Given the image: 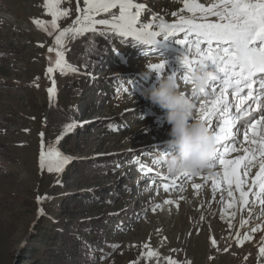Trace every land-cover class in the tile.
I'll use <instances>...</instances> for the list:
<instances>
[{"label": "rangeland", "instance_id": "obj_1", "mask_svg": "<svg viewBox=\"0 0 264 264\" xmlns=\"http://www.w3.org/2000/svg\"><path fill=\"white\" fill-rule=\"evenodd\" d=\"M133 2L145 5L140 23L160 17L173 23L178 18L173 12L192 17V13L180 11L183 0ZM199 2L207 7L218 0ZM85 6L84 0H60L58 8L68 14L57 19L53 31L44 0H0V264H52L59 260L54 254L61 248H66L62 257L69 264H169L168 258L176 264H264V256L259 254L264 247L261 208L242 228L240 238L234 236L238 213L253 210V198L242 207L241 191L248 193L254 172L260 170V163L244 167L253 155L261 154L264 142L259 132L249 137L257 140L253 144L245 141L244 130L239 129L234 150L220 149L226 152L225 160H236L249 150L238 172L245 181L239 191L235 183L229 187L222 179L224 166L219 162L196 175L167 174L153 161L158 160L160 151L169 152L165 142L171 126L166 110L146 99L144 93L157 85L159 78L174 71L181 74L179 60L186 50L177 40L182 37L164 39L161 35L162 43L143 45L96 25L97 34L105 33L100 36L106 52L104 59L89 68L83 60L74 63L67 57L71 34L63 38L62 47L55 44V36L69 28L66 26L79 12L83 16ZM113 14L118 15V8L99 13L95 19L111 20ZM34 19L46 22L47 31L38 28ZM50 47L61 51L65 63L76 71L62 73L56 68L55 53L53 74L48 73ZM165 61L162 73L151 71L152 64ZM70 78L77 82L70 85ZM52 85L55 91L50 101ZM178 85L191 97L190 84ZM99 95L102 97L96 102ZM87 102L93 107L86 109ZM50 104L73 106L78 115L47 133ZM195 115L199 114L195 111ZM69 124L76 126L65 134L64 126ZM42 142L45 152L51 147L73 159L60 172L41 169ZM141 165L151 172L141 171ZM165 184L169 185L167 191ZM258 190L259 183L250 197L257 196ZM259 197L264 199V192L260 191ZM47 213L49 217L42 220ZM63 220L87 231H82V237L71 233L64 241V229L56 235L55 225ZM254 221H259L257 227ZM253 228H259L258 233L254 234ZM245 235L251 239L244 240Z\"/></svg>", "mask_w": 264, "mask_h": 264}, {"label": "snow or ice", "instance_id": "obj_2", "mask_svg": "<svg viewBox=\"0 0 264 264\" xmlns=\"http://www.w3.org/2000/svg\"><path fill=\"white\" fill-rule=\"evenodd\" d=\"M59 3L60 0H44L46 13L52 16V20L48 23L53 31L57 29V19L68 14L67 10L62 11L58 8ZM84 3L86 6L83 16H77L73 21V27L66 28L55 36L56 45L62 47L63 38L69 34L75 39L86 32L96 33V25L107 26L116 35L124 38L131 37L133 41L143 45H156L157 38L161 35L164 39L179 36L182 38L178 39L177 43L181 44L186 51L179 60L182 68V71H179L181 74L178 76L176 71L171 74L177 83L190 84L191 73L198 66L215 73L207 88L201 89L196 94H193L195 90L191 88V99L195 105L199 103L200 106L196 107L195 111L199 114L198 118L207 125V130L213 134L215 142V151L207 167L212 168L216 162H219L224 166L222 179L229 185L235 183L239 191L241 184L245 181L240 179L237 169L241 167V161L247 159L248 150H245L246 155L243 157H238L236 160H225L223 159L225 153L220 149L223 146L229 150L228 141L232 145L239 143V129L244 130V139L247 141L249 131L253 137H256L259 126V139L264 142V0H218L207 7L199 0H183V8L180 11L192 13L191 18L173 12L171 15L178 17L173 23H167L160 17L158 21L154 18L152 23L147 24L140 23L145 5L134 3L133 0H84ZM117 8L118 15L113 14L111 20L95 19L97 14L109 13ZM197 13H200L199 17ZM209 17H215L216 20L213 22L209 20ZM198 19L204 22H197ZM33 23L41 30L47 31L46 22L34 19ZM51 34L52 32H49V35ZM100 35H105V33L101 32ZM48 51L51 53L54 49L50 47ZM56 57L55 67L62 73L76 71L75 68L65 63L61 51L56 50ZM165 64L166 61L152 64L151 71L159 75L164 70ZM47 71L51 73L53 68L49 67ZM48 93L51 101L54 87L49 88ZM183 94L187 93L183 92ZM209 96L214 99L211 101L201 99ZM229 97H242L243 99L241 103H233ZM253 104L255 107L252 106ZM75 126V124L65 125L64 133L70 132ZM112 127L120 130L118 126L113 125ZM41 136L43 137V133ZM251 143L255 144L257 140L253 139ZM252 152L255 153L256 149H252ZM261 155H264V143H262ZM71 159L73 158L63 156L51 147L45 152L42 142L39 158L41 169L47 167L49 172H60L63 165L69 163ZM254 159L253 155V159L247 160L244 167L247 169L252 166ZM136 162L138 161H134ZM153 163L158 164L159 161H153ZM141 171L151 172V169H145L141 165ZM182 175L187 177L190 174L183 173ZM243 175L246 177L248 172L245 171ZM258 182L260 191L264 192V160L260 162V171L253 179V185L255 186ZM216 185L217 181L214 180V191ZM172 186H175L174 181H172ZM195 187L199 188L200 185ZM164 188L167 191L169 185L165 184ZM228 195L232 196L231 190ZM247 195L248 193L241 191L242 198ZM256 195L259 199V193ZM40 199L37 197L38 202ZM165 203H171V201H165ZM248 203V200L243 199L244 205ZM260 204L261 214H264V199H260ZM241 223L243 226L247 221ZM257 230L252 229V231ZM248 239L251 237L245 235L244 240ZM244 240L238 242L242 244ZM213 244H215L214 240ZM259 254L264 256V247L259 249ZM149 255H155V253L149 252ZM168 259L169 264H176L171 258Z\"/></svg>", "mask_w": 264, "mask_h": 264}, {"label": "clouds", "instance_id": "obj_3", "mask_svg": "<svg viewBox=\"0 0 264 264\" xmlns=\"http://www.w3.org/2000/svg\"><path fill=\"white\" fill-rule=\"evenodd\" d=\"M215 73L197 67L192 71L190 86L199 93L207 88ZM145 98L166 110V120L171 126L165 142L169 152L160 151L158 160L169 175L199 174L208 168V161L215 151L213 134L195 115L196 105L190 96L183 94L177 80L171 74L159 78L158 84L144 93Z\"/></svg>", "mask_w": 264, "mask_h": 264}, {"label": "trees", "instance_id": "obj_4", "mask_svg": "<svg viewBox=\"0 0 264 264\" xmlns=\"http://www.w3.org/2000/svg\"><path fill=\"white\" fill-rule=\"evenodd\" d=\"M100 33H92V32H86L83 35L78 36L77 38L71 40L70 44L68 45L67 49V57L74 63L83 60L84 63L88 64L89 68H93L95 65L99 63L101 59H104V53L105 46L103 41L101 39ZM114 35H110V38ZM102 41V42H101ZM101 42V43H100ZM77 82L76 78H70L69 84L71 85L72 82ZM55 89L59 90L57 87ZM55 91V90H54ZM102 96L99 95L98 98H96V102L100 100ZM88 101V100H87ZM94 103V102H92ZM97 104V103H96ZM94 104H90V102H87L85 105L86 109L92 108ZM78 115L77 109H75L73 106L69 107L67 105H61V104H52L51 108L49 110L48 115V130L47 133L52 131V129L57 128L60 124L69 122L73 117ZM33 203L35 201L33 200ZM65 207H62L61 211L65 212ZM48 213L45 214V216L42 218V220L47 219ZM55 223V222H54ZM57 226L58 232H56V235H61V230H63L62 238L64 241H68L69 234L74 233V235H77L82 237L84 230L83 227H78L76 224L72 222H68L67 220H63L61 222L55 223ZM75 231V232H72ZM61 252L58 250L56 251L55 259H59L58 261H53L52 264H69L66 262V260L62 257V254L66 251V248H61ZM81 253V252H80ZM80 261V259H79Z\"/></svg>", "mask_w": 264, "mask_h": 264}, {"label": "bare ground", "instance_id": "obj_5", "mask_svg": "<svg viewBox=\"0 0 264 264\" xmlns=\"http://www.w3.org/2000/svg\"><path fill=\"white\" fill-rule=\"evenodd\" d=\"M80 16H81V13H80ZM5 18L6 19H8L9 18V15H7V17L5 16ZM74 25L72 24V26H70V27H73ZM68 38V37H67ZM56 47V46H55ZM56 48H54V51L53 52H49L48 54V57L50 58V60H51V63H52V61H53V58H54V54L56 53ZM209 101H211V100H209ZM260 130H259V128L257 129V133L259 132ZM251 137H252V135H251ZM250 139L251 138H249V141H250ZM251 142V141H250ZM249 144V143H248ZM233 147V146H232ZM243 147V146H242ZM262 147V146H261ZM248 150V149H247ZM249 151V150H248ZM261 151V150H260ZM259 151V152H260ZM249 153V152H248ZM240 156L241 157H243L244 156V154H240ZM255 158L257 159H254L253 160V166H257L260 162H261V160H264V155H258V157L257 156H255ZM255 162L257 163V164H255ZM242 161H241V166H242ZM242 167H239L238 169H237V172H239L240 171V169H241ZM260 171V170H259ZM258 172V171H257ZM256 172V173H257ZM255 172H254V177H253V179L255 178V174H256ZM252 179V180H253ZM259 183V182H258ZM258 183L255 185V186H257L258 185ZM229 187H231L230 185H228ZM236 186V185H235ZM232 189V188H231ZM253 189H254V185H253V182H252V186L248 189V195L246 196V197H244V199H246V200H248V201H250L252 198L254 199V201H253V210H251L250 208L249 209H247V213L245 214V215H242V213H238V217H237V230H236V232H235V234H234V236H235V238H240V236H241V232H242V228L244 227V226H246V224H248V222H249V220L250 219H252V217L258 212V209H260L261 208V206H258V204L260 203V199H263V197H259V199L257 198V196H252V197H250V194L251 193H253ZM255 191H257V190H255ZM256 193V192H255ZM257 193H259V196H260V190H258V192ZM187 198V197H186ZM228 206V205H227ZM242 207H245L244 206V204L242 203ZM228 208V207H227ZM240 208V207H239ZM230 216H231V214H230ZM242 221H247V223H245V224H243V226H242ZM252 221V220H251ZM260 221H262V220H260ZM259 221H254V227L256 226H258L259 224ZM259 229V228H258ZM254 232V234H256V233H258V231H253ZM252 232V233H253ZM250 234V233H249ZM251 236V235H250ZM260 240H258V243L259 242H261V236H260V238H259ZM263 241H264V239H263ZM261 245V244H260ZM259 245V246H260ZM247 246V245H246ZM264 246V245H263ZM254 247V246H253ZM242 248V247H241ZM229 249V248H228ZM254 249V248H253ZM246 250V249H245ZM260 258V257H259Z\"/></svg>", "mask_w": 264, "mask_h": 264}, {"label": "water", "instance_id": "obj_6", "mask_svg": "<svg viewBox=\"0 0 264 264\" xmlns=\"http://www.w3.org/2000/svg\"><path fill=\"white\" fill-rule=\"evenodd\" d=\"M77 16H80V14L78 13V15ZM77 16H76V18H77ZM76 18L74 19V20H72L66 27H69V26H71L72 24H73V21H75L76 20ZM65 27V28H66ZM63 30V29H62ZM61 30V31H62ZM54 41V40H53ZM47 58H48V54H47ZM47 64H48V68L50 67V59L48 58V61H47ZM51 75H52V72L50 73ZM51 79H52V83H54V79L51 77ZM52 88H53V85H52ZM50 107H51V104H50Z\"/></svg>", "mask_w": 264, "mask_h": 264}]
</instances>
